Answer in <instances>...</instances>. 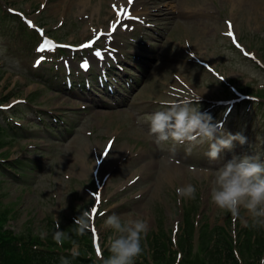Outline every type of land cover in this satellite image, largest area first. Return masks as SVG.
<instances>
[{"label": "rangeland", "instance_id": "1", "mask_svg": "<svg viewBox=\"0 0 264 264\" xmlns=\"http://www.w3.org/2000/svg\"><path fill=\"white\" fill-rule=\"evenodd\" d=\"M238 1L137 0L139 23L130 21L131 31H119L115 57L108 54L110 63L119 67L116 80L134 78L137 84L111 97L117 105L94 113L98 106L85 95L58 85L50 89L27 86L32 80H43L40 72L50 64L32 67L40 38L19 21L25 14L58 41L78 43L90 37L93 28L102 24L106 28L108 19L114 17L108 13L110 2L117 6L119 2L0 0V60H4L0 65V165L4 164L0 169V235L49 237L48 244L54 243L51 249L61 253L74 250L102 264V258L111 255L108 237L114 235L103 223L115 213L122 219L140 216L149 224L135 264H233L222 255L217 259V233L234 245L236 264H264V227H254L244 209L233 217L210 201L212 173L224 162L253 151L264 156V0H253L259 3L255 9L250 8L251 0L246 4ZM214 4L228 13L214 9V16L194 21L199 11ZM229 14L240 40L262 67L231 45L224 25ZM194 54L227 77L238 76L236 83L255 97L249 104H238L228 115L207 111L205 104L201 105L203 96L194 103L226 132L247 137V143L234 142V148L222 151L216 161L205 155L208 144L193 147L187 155L189 145L168 141L161 148L149 132L147 118L160 110V100L181 97L183 82L194 90L204 85L215 87V83L219 86ZM69 58L61 55L56 62L62 64ZM20 74L27 77L25 82ZM60 86H64L62 82ZM87 96L106 103L99 95ZM20 98L24 101L19 103ZM82 105H93L94 111L85 112ZM7 108L8 114L3 111ZM12 112L23 117L15 119ZM101 112H107L106 116ZM56 115L65 121L54 122ZM109 145L108 155H104ZM173 146L174 154L170 151ZM189 183L196 188L194 198L178 196L176 189ZM98 190L102 192L99 201L91 194ZM93 208L97 210L94 216ZM84 210L91 212V226L78 235L82 243L71 246L73 233L68 224ZM58 227L63 232L62 244L53 239Z\"/></svg>", "mask_w": 264, "mask_h": 264}, {"label": "clouds", "instance_id": "2", "mask_svg": "<svg viewBox=\"0 0 264 264\" xmlns=\"http://www.w3.org/2000/svg\"><path fill=\"white\" fill-rule=\"evenodd\" d=\"M160 110L152 113L147 122L149 132L155 137L157 146L163 148L166 142L173 145H189L185 149L191 155L192 148L208 144L205 155L210 161L220 159L222 151L232 150L234 142L247 143V137L241 132H226L222 126L213 123V117L201 112L194 106L188 94L173 99L159 101ZM170 151L174 154L175 147ZM210 201L218 209L226 210L233 217L246 210L254 227H264V156L259 152L233 155L212 173L210 180ZM178 196L194 198L196 188L186 184L176 189ZM91 212L84 210L75 219L74 232L84 235L91 226ZM103 227L114 232L108 237V250L111 255L102 258V264H135V259L142 253L141 239L149 229L148 222L140 216H128L122 219L113 213L104 220ZM53 239L57 244L63 243V232L57 228ZM75 258L78 253L72 251ZM61 264H70L61 257Z\"/></svg>", "mask_w": 264, "mask_h": 264}, {"label": "trees", "instance_id": "3", "mask_svg": "<svg viewBox=\"0 0 264 264\" xmlns=\"http://www.w3.org/2000/svg\"><path fill=\"white\" fill-rule=\"evenodd\" d=\"M261 96H264V94L262 93ZM0 144H2L1 140ZM0 169H3L1 165ZM68 225H70V230L73 233V237L69 244L71 246L81 244L82 237H78L74 232L75 225L73 219H70ZM217 235L219 236L214 239V251H217L215 254L217 259H220L222 255L224 259H231L230 263L236 264L237 259L233 252L234 245L231 246V244H227L224 239L225 236H222V234L220 235V233H217ZM7 236L8 237L2 234L0 235V264H61V257L67 258L70 264H96L93 258L80 255L73 258L69 251L61 253L51 249L54 243L50 242V244H48L49 237L46 240L40 236L32 237L30 234L18 237L13 235L10 236V234ZM45 246H48V248Z\"/></svg>", "mask_w": 264, "mask_h": 264}, {"label": "snow or ice", "instance_id": "4", "mask_svg": "<svg viewBox=\"0 0 264 264\" xmlns=\"http://www.w3.org/2000/svg\"><path fill=\"white\" fill-rule=\"evenodd\" d=\"M131 3H132V0H129V4H131ZM113 8L116 9V5H113ZM121 16H123L125 19H133V20L138 19L137 17L132 16L131 13H130V11L129 10H126L123 6H121L117 10V17L119 18ZM28 23H29V26H32V21H28ZM119 24H120L119 19L116 22H113L110 25L111 30L113 32L116 31ZM120 26H123L125 28L128 27V25H120ZM228 28H229V31L226 33V35L229 36V37H231L232 40H233V42L235 43L236 42V36L233 33V31L231 30L232 29V25H231L230 22L228 24ZM40 34L43 36V30H40ZM103 35H105V34L103 32H101L94 40L89 41L88 43H86L84 45H81V47L91 48L96 43V41L99 40L100 37L103 36ZM236 46L239 47V44H237ZM55 47H56V45L53 44L52 41L45 39L43 41V43L38 47L37 51L43 52L45 49L54 50ZM94 54L98 58H101V59L104 58V53H103L102 50H99L98 49V50H96L94 52ZM42 59H43V57L40 58V60H42ZM40 60H37V64L40 63ZM81 66H82V68L87 69L89 67V64H88L87 61H84ZM109 148H111V145H109ZM104 155H108V150L107 149L105 150ZM96 199H97V201H99V199H100V197H99L98 194L96 195ZM96 211L97 210L95 208L92 209L93 216L96 214ZM101 215H102V213H101ZM93 231H95V229H93ZM97 252L99 253V248L98 247H97Z\"/></svg>", "mask_w": 264, "mask_h": 264}, {"label": "bare ground", "instance_id": "5", "mask_svg": "<svg viewBox=\"0 0 264 264\" xmlns=\"http://www.w3.org/2000/svg\"><path fill=\"white\" fill-rule=\"evenodd\" d=\"M246 1H247V0H239L238 3L240 2V3H244V4H246ZM80 2H81L82 4H83V3H86L85 0H80ZM250 2L253 4V6L250 5V8H251V9L259 8V3H258L257 1H255L256 3H254L253 0H251ZM204 14H205L206 16H211V15H212V13H210V11H209V8H205V9H204ZM202 20H203V19H200V18H199V19H194V21H202ZM86 90H87V91H91L89 88H87ZM175 167H176V166H175ZM176 168H177V167H176ZM170 173H171V171L168 170V172L166 173V177L169 178Z\"/></svg>", "mask_w": 264, "mask_h": 264}]
</instances>
